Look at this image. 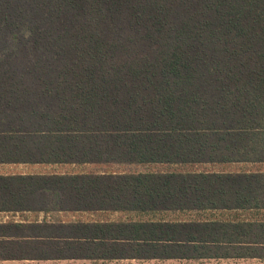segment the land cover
<instances>
[{"label": "trees", "instance_id": "trees-1", "mask_svg": "<svg viewBox=\"0 0 264 264\" xmlns=\"http://www.w3.org/2000/svg\"><path fill=\"white\" fill-rule=\"evenodd\" d=\"M206 158L264 162V0H0V163ZM195 176H0V213L145 215L186 206ZM247 231V244L264 245V224ZM180 232L147 221L0 223V259L181 258Z\"/></svg>", "mask_w": 264, "mask_h": 264}, {"label": "crops", "instance_id": "crops-1", "mask_svg": "<svg viewBox=\"0 0 264 264\" xmlns=\"http://www.w3.org/2000/svg\"><path fill=\"white\" fill-rule=\"evenodd\" d=\"M24 165V166H83V165H121V164H29V163H0V165ZM131 165V164H130ZM151 165V164H135ZM158 165V164H157ZM163 165V164H162ZM168 165V164H164ZM173 167H196L191 172L188 171H171V172H152V173H181L197 175L195 178L187 179V189L181 197L189 202L186 206L176 208L173 205H167L165 209L153 211L150 213H123V212H85V211H62V212H23L33 213L35 219H18L13 222L19 224H41L44 222L49 225L59 226L69 223H91V222H153L155 224H168L170 226H179L180 237L183 240L179 246L181 258L168 259H121V260H101L86 258H65V259H39L37 257H24L30 259H0V262H117V261H165V262H186L192 264H264V251L257 253V248L262 249L264 245L260 239H256V244H247L250 233L247 228L252 224H264V162L234 161L230 158H223L219 162L206 158L194 164H173ZM123 174L114 172H102L93 174ZM148 173V172H138ZM65 175V174H92L81 172L70 173H19V174H0V176L9 175ZM262 174L263 177H258ZM255 176V177H252ZM9 213V212H8ZM19 213V212H18ZM15 213V214H18ZM50 213L71 214V219H60L52 221L47 219ZM97 215L100 219L89 218L83 219L82 215ZM42 215V217H39ZM41 218V219H40ZM0 223H7L5 221ZM43 223V224H42ZM239 227V231L231 227ZM47 231L36 233L35 238H30L31 242L43 239ZM245 234H248L245 235ZM239 238H238V237ZM232 237L238 238L237 242H232ZM76 241L75 238H71ZM11 240V239H10ZM190 240V241H185ZM196 240V241H192ZM216 240V242H214ZM249 242H255L251 240ZM256 248V252L252 249ZM52 253L53 250H47ZM56 252V251H55ZM247 252V255L244 253ZM28 253L27 249L26 252ZM81 254L82 252H76ZM31 254V253H30ZM89 252L81 254L86 256ZM94 254V251L91 253ZM258 254V255H257ZM34 256V254H32ZM68 256V254H67ZM259 256V257H256Z\"/></svg>", "mask_w": 264, "mask_h": 264}, {"label": "rangeland", "instance_id": "rangeland-1", "mask_svg": "<svg viewBox=\"0 0 264 264\" xmlns=\"http://www.w3.org/2000/svg\"><path fill=\"white\" fill-rule=\"evenodd\" d=\"M196 167H173L169 165L162 164H151V165H83L77 166H59V167H47V166H24V165H0V174H19V173H50L56 171L59 173H70V172H81V173H102V172H114V173H138V172H171V171H188L191 172L195 170ZM36 215L33 213H0V222H13L18 219H28L32 221L35 219ZM73 215L71 214H57L50 213L47 215L48 220L57 221L60 219H71ZM39 217H42L40 215ZM83 219L97 218V215L89 216L82 215ZM41 219V218H40ZM72 220V219H71ZM0 264H192L186 262H165V261H117V262H77V261H67V262H0ZM209 264H217L215 262H209Z\"/></svg>", "mask_w": 264, "mask_h": 264}]
</instances>
